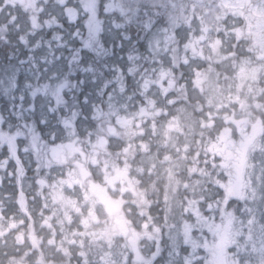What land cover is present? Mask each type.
<instances>
[{
	"label": "snow or ice",
	"instance_id": "1",
	"mask_svg": "<svg viewBox=\"0 0 264 264\" xmlns=\"http://www.w3.org/2000/svg\"><path fill=\"white\" fill-rule=\"evenodd\" d=\"M30 4L31 9L26 10L22 5L9 6L6 0H0V12L7 16L0 21L3 32L0 50L7 49L4 59L0 60V134L7 133L17 145L20 139L27 140L33 126L36 131L43 129L40 139L52 148L69 143L66 136L70 121L65 113L71 106L81 113L71 122V127L76 129L79 139L87 137L89 141L81 145L76 156L87 157L84 148L91 151L95 147L96 138L91 132L96 127L94 114L98 100L101 108L107 107L104 101L109 104L125 99L132 101L131 87L141 113L145 111V104L155 102L158 109H163L160 115L176 119L169 115V108L175 102V94L170 91L173 85L182 84L185 91H201L197 86L211 71L219 73L225 60L228 64L225 79L241 71L253 73L257 85L264 89L261 73L264 70V0L256 3L253 0H194L190 5L191 17L175 27L159 11L149 13L145 7L143 16L147 23L138 16L136 40L132 39L131 25L128 28L117 25L121 14L114 10L112 0H30ZM225 4L235 11H228ZM136 11L140 13L139 6ZM183 15L188 17L189 9ZM114 32L120 33V43L105 46L103 37ZM125 42H128L127 51L118 55L116 49H123ZM141 43L143 50L139 47ZM174 52L178 62L172 55ZM113 56L123 63L110 62ZM139 61L146 65L141 72L159 75L158 83L149 81L146 75H138L133 64ZM88 85L92 87L86 88ZM238 99L231 105L233 113L217 109L214 117L209 110L203 117L204 123L210 122L215 132L209 134L203 152L195 154L197 163L191 176L203 181L200 191L189 194L186 186L178 215L165 216L162 221L151 211L142 216L136 231L146 230L151 237L147 256L143 251L127 249L113 257L116 264H264V119L258 136L251 126L239 131L234 116V110L239 108ZM38 108L43 114L37 124ZM229 115L231 120L227 119ZM53 116L55 121L51 120ZM112 122H116L115 117ZM225 127L229 129L231 143L221 140ZM4 147L11 152L9 144ZM115 151H126V146ZM122 165L121 161L117 173ZM96 167L92 163L84 168L78 162L59 165L47 174V183L55 189L56 199L60 201L68 197L79 204L90 199L80 213L91 210L95 222L99 223L98 209H104L105 205L96 204V196L89 197L90 190L97 186ZM35 171L38 175L33 184H44L40 177L45 173L39 167ZM104 182L111 181L104 179ZM103 192L116 202L109 189L104 188ZM2 196L15 199L8 193ZM123 199L122 195L120 201ZM119 210H124L123 203L119 204ZM17 211L18 203L14 211L0 210V217L14 221ZM36 215L41 217L43 225L51 210L41 201ZM104 215L107 217V210ZM31 222L35 226V220ZM83 227L81 223V233ZM38 255L34 250L29 252L33 260ZM78 255L82 264H87L85 253ZM98 261L106 264L103 256Z\"/></svg>",
	"mask_w": 264,
	"mask_h": 264
},
{
	"label": "flooded vegetation",
	"instance_id": "2",
	"mask_svg": "<svg viewBox=\"0 0 264 264\" xmlns=\"http://www.w3.org/2000/svg\"><path fill=\"white\" fill-rule=\"evenodd\" d=\"M24 1L25 0H6V3L7 5L14 3L22 4ZM127 1L136 4L141 0H112V4L114 10L121 14V16L117 17V25L121 28H128V23H130L132 39L136 40L135 32L137 29L135 25L138 23H136L135 19L138 18L137 8L132 10L129 9L131 13L125 14L123 12L124 8H126L124 3ZM143 1V4L139 7L140 11L142 6H146L148 11L153 10V12L150 13L159 11L160 16L163 17L162 12L165 9L162 7L163 3L152 8L150 0ZM167 1L166 3H168L170 9H172L173 15L183 14L185 9H189L188 17L183 15V20L186 23L192 15L190 5L194 0ZM255 1L256 0H253V3H255ZM206 2H210V0H206ZM228 11H235V9L229 8ZM221 15H223V13H221ZM144 22L146 24L147 21ZM161 22H163V20H161ZM111 37L115 38L111 39ZM103 40L107 42L105 46L109 44H118L120 43V33L114 32L111 35L106 34ZM139 47L143 50L144 45L141 43ZM127 49L128 42H125L124 48H117L116 53L122 55ZM108 54L111 55L110 48ZM172 55L177 57L175 52L172 53ZM178 59L177 57V62ZM214 59L224 58L214 57ZM111 61H116V57H111L110 62ZM116 62L123 63V61ZM234 65L235 64H233L232 67ZM145 66L143 61H139L138 64H133V68L138 75L149 74V72H141V69L145 68ZM227 67L228 64L225 60L224 67L222 68L226 69ZM214 72L215 70L210 73L213 74ZM262 76H264V73ZM146 77L149 81L155 83H158L160 79L159 75L154 73H150ZM233 78L236 79L237 75L232 77L230 75L227 79L223 76L220 77L221 82L225 84ZM174 79L178 80L179 77H175ZM91 87V85L86 86V88ZM197 87H199L201 91H195L193 89L185 91L182 84H174L170 91L175 94V102L169 108V115L172 116V114H174L176 106H178V108L184 107V110H188V107L196 106L201 112H204L205 116L209 110L212 111L214 117L217 116V108L207 109L205 105L206 94H203V84ZM256 89V96H252L251 98L247 96L245 99H238L239 108L234 110V116L236 125L247 123L246 126H251L254 134L258 136L259 132L262 130L261 121L264 119V96L261 95L264 89L259 86H257ZM129 92L134 97L132 101H129L131 105L128 104L124 107L121 102L113 101L119 110L115 109L112 103L109 104L107 101H104L107 107L101 108L100 101H97L98 107L94 114L96 127L91 132V135L96 138L93 141L95 147L91 151H89L87 147L84 148L87 157L76 156V152L80 150L81 145H87L89 141L87 137L79 139L76 135V129L71 127V122H74L76 116L81 114L78 109H73L71 106L65 113L70 121V132L67 137L69 143L52 148L45 143V140L40 139L43 129L36 131L35 126H33L32 133L28 135L27 140L20 139L18 145L7 133L0 134V210L7 209L8 211H14L16 204H19V211L16 212L14 221L0 217V264H63L62 259H64L65 255L63 252L59 253L57 250V242L59 238H61L60 229L62 228V223H59V217L57 215L49 217L45 224L41 225V217L36 215V209L39 207L41 201L47 205L51 213L54 208H58L62 203L57 202L56 199V206H51L49 208L47 203L48 192L49 189H51L53 193L56 194L55 189L49 188L45 179H43L45 181L44 184H33V181L36 180L38 175L35 169L39 167L42 168V172H44L48 163L54 162L58 165H71L78 162L80 165H83L84 168L95 163L97 165L94 170L96 172L97 186L90 190L89 197L96 196L97 204L103 203L105 205L104 209L99 210L108 211V215L105 217L104 227L105 230L109 228L113 231L110 233L112 234L111 239H115V237H113L115 236V226L119 224L123 234H126V232L129 233V229H132L131 240L133 241L134 251H138L134 242H138L140 245L142 242H145V240L146 242L149 241V244L152 243L148 233L143 229L136 231V226L140 223L141 217L147 216L150 211L154 217L162 221L165 217L162 213L165 208L161 203V186L159 187L157 181L153 180L150 175L146 173L140 174V169H138L140 161L143 160L144 157L157 154V159L169 161L163 164L165 166L173 164L181 158V160H186L188 165L194 164L195 168V164L197 163L195 154L202 153L204 147L201 145V142L198 143L194 141V143L188 145L189 149L186 152L180 149L176 154L173 152V154L170 153L164 156L163 153L167 150L165 149L166 147L162 148V146L158 144L155 145L162 134L160 122L168 123L166 126L168 129H170V127L174 128L172 131H174V135L179 138L180 146H185L186 144L184 140L185 137H183L186 131L177 122L174 123L175 119L169 120L167 116L160 115L159 112L163 111V109H158L155 106V102H153V104H145V111L141 113L139 111V100L135 98V92L131 87H129ZM93 99H96V97H93ZM125 100L128 101L127 99ZM236 101L237 100L231 101L229 104L221 106L220 110H227L229 113H233L231 105ZM133 104L136 105L135 108ZM149 105L152 107L150 110L148 109ZM244 107L249 109L244 110ZM40 113L41 110L38 108L35 117L40 115ZM246 113H248V115L244 120L236 119L242 117V115ZM113 117L116 118L115 123L112 122ZM227 119L231 120L232 115H229ZM51 120L55 121L56 117H51ZM36 122L37 124L39 123V121ZM204 125L207 126L206 124ZM49 127H51V124ZM239 131H242V129H239ZM21 135L23 136V134ZM81 135H83V132H81ZM220 137L222 141L231 143V141L228 140L229 129L227 127H225L224 131L220 134ZM111 138L116 139L112 140ZM141 141H143V143H141ZM5 144L10 145L11 152L9 148L4 147ZM124 146H126V151H115V148ZM257 146H259L258 142ZM17 147H19V150H17ZM110 147L112 149L111 151L109 150ZM171 155H174V157H171ZM162 156L164 157L162 158ZM5 160L7 161L6 163H4ZM121 161L123 165L120 172L117 173L116 169L120 167ZM109 163L114 164L111 166ZM99 172H101V176H98ZM128 173H131L130 180L128 179ZM188 176H191V174L188 173ZM40 179L42 178L40 177ZM104 179H108L111 182L105 183ZM90 181L91 178H89L88 183H90ZM116 181H119V183H116ZM113 183L116 185L113 186ZM39 185L41 189H39ZM104 188L111 191L112 195L116 197V202L108 199L107 195L103 192ZM20 189H23V191H20ZM33 189H35V191H33ZM18 192L19 195L17 196L16 193ZM3 193L11 194L15 199H5L2 196ZM122 195L128 199L130 205L124 202V200L120 201ZM33 197H36L34 202ZM68 201H71V199L68 198ZM82 203H85V200L79 203L80 208H83L81 206ZM120 203H123L124 210L122 212L119 210ZM118 212L121 214V221L114 218V215ZM29 213H31V216H29ZM132 215L134 216V220L132 219ZM32 219L35 220V226L31 222ZM93 219L95 221L96 217ZM21 220H23L24 223H21ZM64 222L65 221H63V223ZM100 225L101 224L98 223V225L96 224L93 227L97 228ZM126 229L128 230L125 232ZM153 235L155 234L153 233ZM15 238H17L16 240L19 241V243H15ZM79 240L80 239H77V241ZM41 249L42 251H40ZM33 250L39 252V255L34 260L29 256V252ZM5 253H7V255ZM74 253L75 252H72L71 255ZM145 256H147V254H145ZM81 262L82 261L76 262L75 264H82Z\"/></svg>",
	"mask_w": 264,
	"mask_h": 264
},
{
	"label": "rangeland",
	"instance_id": "3",
	"mask_svg": "<svg viewBox=\"0 0 264 264\" xmlns=\"http://www.w3.org/2000/svg\"><path fill=\"white\" fill-rule=\"evenodd\" d=\"M143 0H141L139 3L133 4L129 1L124 3V6L130 10L137 8V6L141 7V4H143ZM167 0H150L151 7L155 8L156 5H159L163 3L162 7H164V11L162 12L163 17H167V21L171 27H175L178 23H185L183 20V14L173 15L172 9H170ZM258 2V0L255 1V3ZM148 3V2H146ZM146 6H142L140 13L137 15L139 16L140 21H145L143 16V9ZM225 7L227 10L230 8L227 4H225ZM150 13V11H149ZM137 16V17H138ZM175 16V17H174ZM136 23H138V18L135 19ZM211 23L212 21L209 20ZM147 23V22H146ZM130 25V23H128ZM136 29H137V25ZM140 31H143V29H139ZM114 36V35H112ZM115 37H111V39H114ZM104 44L106 45L107 42L104 40ZM245 63H247L245 61ZM146 67V66H145ZM233 67H236L234 65ZM224 68H221L220 72L217 73L216 71L211 74L209 73L207 79L202 83L203 84V94H206V100L205 105L207 109H220L221 106L229 104L231 101L237 100V97L239 99H245L247 96L248 98H251L252 96H256V87L258 86L256 81L255 74L248 73L245 71L239 72L237 75V78L230 79L231 81H228L226 84L221 82L220 77H224L225 73ZM151 72H149L150 74ZM261 73H264V70H261ZM149 74H146L148 76ZM219 77V83L218 81ZM232 77V76H231ZM207 83V84H206ZM231 92V95L229 93ZM154 94V93H153ZM151 99V97H149ZM124 107L129 104V100H123L121 102ZM112 105L115 109H118L115 102H112ZM131 105V104H129ZM152 107L151 105L148 106V109L150 110ZM188 110H184V107L178 108L176 106V110L172 116L176 117L174 120V123H178L186 132L183 137L186 144L185 146H180L179 144V138L174 135V131H172L174 128L170 127V129L166 128L168 123H161L160 122V128L162 129L161 138L158 139V142L155 143V145H160L162 148L166 147L167 149L163 154L164 156L169 155L170 153L173 154V152L176 154V152L180 151V149L183 152H186L189 148L188 145L195 142L200 143L203 147L206 146V144L209 142V134L214 133L215 130H212L213 128L210 125V122L204 124L203 117L204 112H201L196 106L188 107ZM191 108V109H190ZM249 108L244 107V110H248ZM119 110V109H118ZM250 113V112H249ZM43 113L41 112L40 115L35 117L36 121H39L41 115ZM252 114V112H251ZM248 113L242 115V117L236 118L237 120H244ZM247 125V123H241L237 126V129L243 130L244 127ZM68 135L66 136L67 139ZM259 147V146H257ZM162 156V158L164 157ZM157 154H153L148 157H144L143 160L140 161L138 169H140V174H148L150 175L153 180L157 181L159 187L161 186V203L163 204V207L165 210H163V215L172 217L175 215H178L180 211L181 202L185 196L186 192V186L187 191L189 194L192 191L199 192L200 191V185L203 183L202 180H198L193 178L192 176H188V173L191 174L192 171H195L194 164L188 165L186 160H178L173 164L169 165H163L165 162L169 161H163L162 159H157ZM171 157H174V155H171ZM111 166L114 163H109ZM59 166L57 163H48L47 167L44 169L45 175L42 176V179H45L47 181V174L50 172V170L53 167ZM42 171V168H40ZM79 171V169H77ZM259 166H257V173L259 172ZM186 174V175H185ZM98 176H101V172H99ZM113 186L116 184L113 183ZM39 189H41V186L39 185ZM38 189V188H36ZM57 196V193L54 194L51 189H49L48 197H47V203L49 208L51 206H56L57 202H61L58 206V208H54L53 212L51 213L50 217L58 216L59 217V223H62V228L60 229L61 238H59L57 242V250L59 253L63 252L65 255L64 259H62L63 264H75L76 262H80L81 257L78 255V253H85L87 257V263L88 264H99L98 258L100 256H103L104 261L106 264H116L113 257H118L122 253H125V250L127 249H133V241L132 239V229H129V233L125 230L126 234H123L120 230V225L118 224L115 232V239L112 240V234L113 232L111 229L104 227L105 224V215L104 210H99L100 212V226L97 228H94V225H98L94 221L95 215L92 213L91 210H88L85 213H80V204H75L74 200L68 201V197H65V201H60L57 199V202L55 201ZM124 202H127L128 205L130 203L128 202V199L124 197ZM90 203L89 200H85V203H82L81 206L84 208L87 204ZM97 204V202H96ZM79 206V209H78ZM90 211V212H89ZM114 218L121 221V214L118 212L114 215ZM132 219L134 220V216L132 215ZM63 221H65L63 223ZM81 223L84 225L82 233L79 231ZM134 231V230H133ZM146 231V230H144ZM109 235V236H108ZM121 238V239H120ZM14 239L15 243H19V241ZM77 239H80L77 241ZM149 239V237H148ZM149 242V241H148ZM148 242H134L135 246L138 251H143L144 254H148V251L150 249L151 244ZM140 245V246H139ZM72 252H75L73 255H71ZM73 258V259H72ZM82 263V262H81Z\"/></svg>",
	"mask_w": 264,
	"mask_h": 264
},
{
	"label": "trees",
	"instance_id": "4",
	"mask_svg": "<svg viewBox=\"0 0 264 264\" xmlns=\"http://www.w3.org/2000/svg\"><path fill=\"white\" fill-rule=\"evenodd\" d=\"M12 5H17V4H11L9 6H12ZM19 5H22L25 7L26 10H30L31 9V4H30V0H25L22 4H19ZM0 21H3L5 19H7V16L4 14V12H1L0 13ZM3 35V32L0 31V36ZM7 52V49H3V50H0V60H3L4 57H5V53Z\"/></svg>",
	"mask_w": 264,
	"mask_h": 264
}]
</instances>
